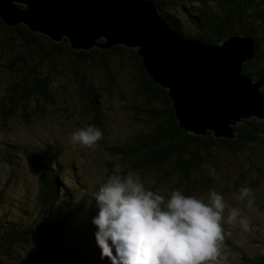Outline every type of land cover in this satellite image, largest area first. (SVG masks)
<instances>
[{
	"label": "trees",
	"instance_id": "obj_1",
	"mask_svg": "<svg viewBox=\"0 0 264 264\" xmlns=\"http://www.w3.org/2000/svg\"><path fill=\"white\" fill-rule=\"evenodd\" d=\"M149 1L183 39L214 45L237 35L255 41V58L244 64L243 72L254 81L264 80V25L260 22L264 19L261 12L264 0ZM0 31L14 35L11 40L0 38L2 51H13L11 43L24 51V54H13L6 61V70L13 72L15 77L12 76L4 96L0 124L16 115L27 120L31 114L43 115L54 109L52 93L60 88L57 77L63 74L61 67L57 68L55 64L56 60L64 59L68 64L66 68L74 74L72 78L79 87L80 98L87 102L88 113L92 115L90 124L101 129V113L96 101L98 94L93 85L84 80L87 78L82 73L93 74L99 66L107 72L105 60L110 55L122 54L127 71L133 77L135 93L144 100L142 106L145 107L146 123L150 127L149 133L138 134L128 143L107 147L110 156L125 162L120 170L108 166L107 176L117 171L123 175L131 170L138 172L141 179L151 177L154 183L148 188L153 191L157 185L165 182L168 193L171 189L179 188L186 195L204 197L210 188L219 192H223V186L228 189L222 183L219 171L215 170L216 178H213L203 167L210 165L213 168L217 165L216 149L234 153L247 145L264 147V122L255 119L237 126L233 140L215 139L211 133L204 137L187 134L175 120L167 91L148 76L133 49L115 47L105 52L93 48L88 52H74L66 40L54 44L42 35L31 33L21 24L12 28L1 20ZM90 60L92 62L89 63ZM97 62H100L99 65ZM109 85L110 82L105 85L106 92L110 91ZM10 156V153H5L2 158L10 164ZM39 159L34 155L29 157V162L38 173V185L35 195L27 201V210L21 207L19 197L12 196L5 189L7 187H0V253L18 254L17 264H61L72 250H78L77 258L82 253L81 246H74L66 232L79 214L81 205L76 198L79 192L75 193L80 184L73 180L71 174L64 175V172L51 169L47 167L48 162ZM234 186L235 194H238L240 186ZM222 243L229 245V239L225 237ZM92 251L95 252L92 258L96 264H110L106 257L100 259L97 247ZM263 261L255 258L250 264H264ZM0 264H3L1 257Z\"/></svg>",
	"mask_w": 264,
	"mask_h": 264
},
{
	"label": "rangeland",
	"instance_id": "obj_2",
	"mask_svg": "<svg viewBox=\"0 0 264 264\" xmlns=\"http://www.w3.org/2000/svg\"><path fill=\"white\" fill-rule=\"evenodd\" d=\"M261 8L264 13V6ZM260 22L264 25V19ZM13 36L10 32L0 31L2 39L11 40ZM11 48L13 51L5 52L0 47V112L4 108V96L9 82L12 76L15 77L13 72L6 70V61L13 54H24L22 47L14 43H11ZM99 63L97 62L98 65ZM66 65L68 64L64 59L56 60L55 66L61 67L63 74L57 77L60 88L52 93L54 109L43 115L31 114L27 120H22L16 115L0 124V187H7L5 189L12 196L19 197L21 207L27 210V201L35 195L38 185V173L29 162L30 156L34 155L39 157V160L48 162L47 167L64 172V175L71 174L73 180L80 184L75 194L79 192L76 198L81 206L77 219L72 221L66 232L74 246H81L82 253L81 257L79 255L77 258L78 250H72L71 255H67L61 264H96L92 258L95 254L92 250L97 246L91 218L97 209L92 201V193L107 178L109 167L120 170L125 166V162L110 156L107 147L128 143L138 134L149 133L150 124L146 123L143 110L145 107L142 106L144 100L135 93L133 77L127 71L122 54H113L105 60L107 72L100 66H96L99 69L95 68L93 74L79 71L98 94L96 101L101 113L100 127L103 138L92 148L73 145L70 142V134L75 129L90 124L92 115L88 113L87 102L80 98L79 87L73 81L74 74ZM109 82L110 93L105 91V85ZM32 105L33 103L30 106ZM5 153L11 154L10 164L2 158ZM214 154L217 165L213 168L221 173L222 183L228 186V189L223 186L221 193L229 206L243 210L249 224L245 229L237 223H229L225 209L222 227L224 237L229 239V245L220 242L216 259L205 261L204 264H250L255 258L264 259V147L247 145L234 153L216 149ZM142 180L147 188L154 183L149 176ZM234 184L240 188L246 186L251 189L255 200L251 207H248L246 202L235 199L237 191ZM154 192L166 196L168 190L165 182L157 185ZM16 218L20 219L18 215ZM16 249L18 250V247ZM17 255L0 253L1 262L17 264Z\"/></svg>",
	"mask_w": 264,
	"mask_h": 264
},
{
	"label": "water",
	"instance_id": "obj_3",
	"mask_svg": "<svg viewBox=\"0 0 264 264\" xmlns=\"http://www.w3.org/2000/svg\"><path fill=\"white\" fill-rule=\"evenodd\" d=\"M0 20L54 44L66 40L74 52L135 50L192 136L233 140L234 125L264 122V80L243 72L255 58L248 37L232 35L214 45L183 39L149 0H0Z\"/></svg>",
	"mask_w": 264,
	"mask_h": 264
},
{
	"label": "clouds",
	"instance_id": "obj_4",
	"mask_svg": "<svg viewBox=\"0 0 264 264\" xmlns=\"http://www.w3.org/2000/svg\"><path fill=\"white\" fill-rule=\"evenodd\" d=\"M103 138L92 124L70 134L73 145L92 148ZM216 178L215 169L203 165ZM235 199L248 207L254 202L251 189L241 187ZM96 213L91 218L100 259L110 264H204L215 260L224 240L222 220L247 229L248 217L231 207L225 196L210 188L206 197L171 189L161 195L145 187L139 174L113 172L92 193Z\"/></svg>",
	"mask_w": 264,
	"mask_h": 264
},
{
	"label": "bare ground",
	"instance_id": "obj_5",
	"mask_svg": "<svg viewBox=\"0 0 264 264\" xmlns=\"http://www.w3.org/2000/svg\"><path fill=\"white\" fill-rule=\"evenodd\" d=\"M19 26V25H18ZM221 139H225V138H221ZM263 263H264V261H263Z\"/></svg>",
	"mask_w": 264,
	"mask_h": 264
}]
</instances>
